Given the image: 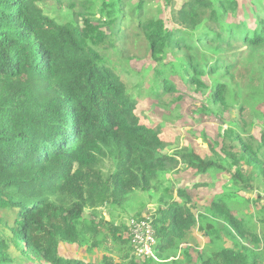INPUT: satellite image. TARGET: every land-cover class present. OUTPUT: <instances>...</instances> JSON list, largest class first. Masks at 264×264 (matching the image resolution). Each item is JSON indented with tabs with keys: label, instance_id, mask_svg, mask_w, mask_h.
<instances>
[{
	"label": "trees",
	"instance_id": "trees-1",
	"mask_svg": "<svg viewBox=\"0 0 264 264\" xmlns=\"http://www.w3.org/2000/svg\"><path fill=\"white\" fill-rule=\"evenodd\" d=\"M43 1L0 0V264H93L62 257L59 244L100 246L106 237L101 228L115 242L128 244L121 225L103 220L98 209L123 207L135 191L157 193L162 174L181 166L197 175L226 172L232 183L196 214L193 209L200 207L188 188H177L180 203L158 207L153 216L156 259L107 255L99 264L167 263L162 254L180 244L184 264H264V204L238 195L258 190L253 175L264 184V135L258 143L244 137L250 123L243 106L240 123L223 130L209 156L186 147L168 153L158 125L142 123L135 113L142 85L122 79L89 43L106 37L97 25L110 26L117 15L120 25L128 14L134 32L128 38L122 30L116 33L123 46L134 35L145 41L158 80L157 92L149 94L175 93L169 75H177L195 92L209 89L212 110L220 116L227 109L223 80L232 78L235 48H264L263 5L255 9L251 30L247 22H228L237 0H183L171 11V26L157 15L160 8L146 14L155 0H80L81 11L67 0L68 20L45 12ZM162 2L172 7L173 0ZM200 25L203 30L196 33ZM204 78L221 79L208 86ZM241 200L254 206L255 214L235 215ZM196 231L215 242V250L205 251Z\"/></svg>",
	"mask_w": 264,
	"mask_h": 264
},
{
	"label": "rangeland",
	"instance_id": "rangeland-1",
	"mask_svg": "<svg viewBox=\"0 0 264 264\" xmlns=\"http://www.w3.org/2000/svg\"><path fill=\"white\" fill-rule=\"evenodd\" d=\"M58 1L44 0L39 2V6L51 16L59 15L61 19L68 20L70 17L66 3L70 2L60 0L61 3H59ZM74 1L76 2L73 3L76 6V11H81L80 3H78L80 0H72V2ZM254 1H258V4ZM136 2V0H131L132 4ZM182 2L183 0H173L171 7L165 5L162 0H155L150 2V9H147L146 14L160 8L157 15L163 17L166 24L171 26V11L172 9H178ZM237 3L239 8L233 16H228V22L235 20L247 22L252 30L256 24L255 9L260 4L263 5L260 14L264 15V0H237ZM97 7L98 4L94 6L96 17L100 16ZM124 16V20L120 25H117L119 15L111 21L110 26L106 24L97 25L101 27L100 31L104 32L106 37L100 42L94 43V40L89 41V43L98 51L101 59L109 67L121 74L122 79H125L131 85H142L143 90L141 96L137 98L138 103L135 113L142 117V123L153 126L158 125L161 129L160 137L169 143L168 153L186 147L201 157L209 156L211 154L209 146L214 145V142L219 140L223 130L229 125L240 123L238 110L242 106L246 111L243 117L250 123V128H246L242 134L248 139L253 137L254 141L258 143L261 136L264 135V48L250 51L245 46L237 45L235 48L237 49V55L233 58L235 66L232 70V78L226 77L223 80L227 84V109L218 116L212 110L213 104L209 89L200 90L199 93L195 92L184 84L177 75H169L170 81L177 89L175 93H165L159 98L152 96L153 93L157 92L155 85L158 80L154 74L155 63L150 59L148 47L141 36L134 38V35V37L131 36L130 40H127L129 33L134 32V28H132L129 15L125 14ZM105 19L102 17L103 22H106ZM93 22L94 24L99 23L98 20ZM118 30H122L127 34V42L124 46L121 45L122 34L120 32L116 33ZM202 30L203 26L200 25L196 29V33ZM218 79L221 78H204V82L210 86L212 82ZM150 90L153 93L149 94ZM204 109H208V112ZM251 144L254 145L253 142ZM243 170L252 172V168H247L245 165ZM253 177V183L258 187V190L252 192L240 191L238 195L245 200L246 198L259 199V205L261 206L264 204V184L255 175ZM231 183L230 176L226 172H216L213 175L208 173L197 175L193 169H185L184 166H181L176 171L171 173L167 171L162 174L161 189L157 193L153 192L149 195L147 192L135 191L127 197L123 207L102 206L98 209L100 212L99 217L108 223L123 226L124 228L120 226L122 240H128V220L148 214L151 210L150 207L155 210V214L158 207H165L174 200L180 203L181 199H178L176 195L177 188H188L194 206L200 207L199 211L193 209L196 214L197 212H203L202 209L209 206L210 200L219 194L216 192L221 193L223 187L231 185ZM258 193L260 198H258ZM241 201L242 204L235 208L237 211L233 210L235 215L237 213L255 214L257 209L254 206L243 200ZM168 212L170 213L171 210H168ZM168 212H166L167 216H169ZM1 214L0 212V217ZM9 219L10 221L13 220V214L10 215ZM101 231L106 237L100 246L91 245L89 242H84L81 245L62 242L58 246V253L65 258L80 259L93 264H99L101 259L107 255L114 260L124 259V254H127L128 258L132 256L129 242H127L128 244L117 243L109 232L103 228H101ZM197 232H195L196 242L200 239L201 245L205 246L204 250L207 252L215 250L216 247L213 246L215 242L211 243L204 236L199 237ZM100 237L102 238V236ZM88 240L92 242L89 237ZM226 243L230 244L229 241ZM192 245L195 244L192 243ZM183 246L184 244H180L177 248L162 254V258H167V263L161 261L158 264H170L168 261L172 259L184 264L186 255ZM188 254L194 262L196 260L194 247L189 248ZM12 256L20 258L15 251H12Z\"/></svg>",
	"mask_w": 264,
	"mask_h": 264
},
{
	"label": "built area",
	"instance_id": "built-area-1",
	"mask_svg": "<svg viewBox=\"0 0 264 264\" xmlns=\"http://www.w3.org/2000/svg\"><path fill=\"white\" fill-rule=\"evenodd\" d=\"M146 215L131 218L127 222V238L135 259H156L154 248L157 245V236L153 227L154 209L150 207Z\"/></svg>",
	"mask_w": 264,
	"mask_h": 264
},
{
	"label": "crops",
	"instance_id": "crops-1",
	"mask_svg": "<svg viewBox=\"0 0 264 264\" xmlns=\"http://www.w3.org/2000/svg\"><path fill=\"white\" fill-rule=\"evenodd\" d=\"M160 136H161V134H160ZM203 175H205V174H203ZM216 193H220V192H216Z\"/></svg>",
	"mask_w": 264,
	"mask_h": 264
}]
</instances>
